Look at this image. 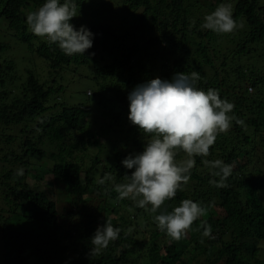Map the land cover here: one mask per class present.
Wrapping results in <instances>:
<instances>
[{"label":"trees","instance_id":"1","mask_svg":"<svg viewBox=\"0 0 264 264\" xmlns=\"http://www.w3.org/2000/svg\"><path fill=\"white\" fill-rule=\"evenodd\" d=\"M45 2L0 0V264H264V0H71L70 23L94 34L92 48L72 56L28 28L26 14ZM221 3L242 25L230 34L201 27ZM193 71L197 87L218 90L244 124L233 121L209 156L194 157L189 183L157 213L117 200L115 184L134 171L122 161L149 139L128 120L129 93ZM67 72L96 85L86 94L102 114L92 127L86 104L50 100L64 90ZM47 156L44 173L68 209L31 175L34 159ZM187 158L178 150L177 163ZM216 159L233 166L225 188L209 183L218 178L203 161ZM106 174L114 179L99 184ZM184 199L208 211L174 241L154 216ZM106 221L121 229L119 238L92 254L91 239ZM205 223L211 237L203 236Z\"/></svg>","mask_w":264,"mask_h":264},{"label":"clouds","instance_id":"2","mask_svg":"<svg viewBox=\"0 0 264 264\" xmlns=\"http://www.w3.org/2000/svg\"><path fill=\"white\" fill-rule=\"evenodd\" d=\"M77 16L76 5L71 0H46L38 10L26 14V24L37 37L55 44L68 56L84 55L92 48L94 34L85 26L77 30L70 21ZM239 26L233 18L232 6L219 4L204 17L202 28L216 34H230ZM94 55V54H93ZM199 73H176L172 80L159 77L137 85L128 95V120L148 136L144 149L134 157L129 155L122 164L134 171L125 175L124 183L115 184L117 200L131 199L138 207L157 213L165 201L176 196L191 178L195 166L194 157H207L210 147L219 133H227L232 122L243 125L244 121L233 115L234 104L221 99L218 90L204 91L197 87ZM178 150L187 159L177 163ZM213 169L209 183L216 188L227 187L233 166L220 159L204 160ZM21 168L18 176L23 175ZM114 177L106 174L98 181L103 185ZM207 207L191 199H184L171 212L154 216L159 230L174 241L186 237L194 221L207 214ZM203 236L211 237V226L206 223ZM121 229L111 221L99 226L91 239L92 254L106 249L110 242L119 238Z\"/></svg>","mask_w":264,"mask_h":264},{"label":"rangeland","instance_id":"3","mask_svg":"<svg viewBox=\"0 0 264 264\" xmlns=\"http://www.w3.org/2000/svg\"><path fill=\"white\" fill-rule=\"evenodd\" d=\"M218 0H209V4H215L217 3ZM63 84L65 85V88L61 92H56L51 96V101L52 102H57V101H64L68 97H72L70 100L71 102H82L87 105L88 114L86 119L84 118V121L89 127L91 126V122L94 125L95 123L98 122L97 118H100L101 110H99L97 107L94 106V101L93 99L89 96H87V93H91L94 90H96V85L94 81L89 80L87 77L82 76L81 78L74 75L73 73L67 72L64 73V79H63ZM92 96V95H91ZM67 101V100H65ZM90 122V123H89ZM5 128H12L11 127H5ZM11 133H14L11 131ZM104 138H101V141H103ZM2 147V145L0 146ZM50 146H47V151H51ZM95 149V148H94ZM79 152V151H78ZM81 154V152L79 153ZM34 168H33V173L31 174L32 176H36L37 182H39V189L45 190L46 193L50 194L52 198H54L57 202L60 208L62 210L64 207H67L66 209L69 208L70 204L68 201V197L64 195L62 188L58 183H50L49 179V174L48 176L44 173L46 167L50 166L52 163V159H50L48 156L44 159H39L35 158L34 159ZM42 162H45V166H40ZM88 163V162H87ZM42 167V168H41ZM41 170H43L42 177H40ZM98 178V176H97ZM3 241L2 237L0 234V253L3 251Z\"/></svg>","mask_w":264,"mask_h":264}]
</instances>
